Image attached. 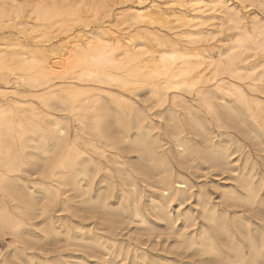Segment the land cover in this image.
I'll return each instance as SVG.
<instances>
[{
  "label": "bare ground",
  "instance_id": "6f19581e",
  "mask_svg": "<svg viewBox=\"0 0 264 264\" xmlns=\"http://www.w3.org/2000/svg\"><path fill=\"white\" fill-rule=\"evenodd\" d=\"M116 1L135 34L69 28L81 14L74 2L88 0H36L28 16L40 32L8 53L25 77L9 84L0 56V238L10 236L0 264H264V0ZM172 14L193 28L191 49L153 27H169ZM26 87L49 94L52 115L38 114ZM237 134L258 147L242 166L232 157L241 145H228ZM175 164L192 174L206 164L216 199L205 182L193 192ZM53 205L65 215L49 214L40 239L63 241L61 252L28 253L25 226ZM162 237L174 260L144 247Z\"/></svg>",
  "mask_w": 264,
  "mask_h": 264
},
{
  "label": "rangeland",
  "instance_id": "374dc122",
  "mask_svg": "<svg viewBox=\"0 0 264 264\" xmlns=\"http://www.w3.org/2000/svg\"><path fill=\"white\" fill-rule=\"evenodd\" d=\"M144 1L149 2L150 0H144ZM158 1H161V0H158ZM35 3H36V0H0V56L5 55L7 58L6 63H5L4 68H3L4 69L3 71H4V74H8V78L10 79L9 84L18 81L20 78H24L26 75V72L18 66L20 64V60H21L19 54H16L15 56H10L8 53L11 52L12 50H13L12 52H15V53L21 52L24 49V41L26 39L30 38L31 36H33L34 34L40 32L39 26L35 25L36 21L33 20L32 16H28L29 12L32 11V8L34 7ZM91 3L88 0V2L85 3V6H84V4L77 6V3L74 2L73 8L78 10L81 14H80V16L78 15V20L77 19L74 20L72 18L69 19V17L66 18V20H65V21H67L66 25L72 29H78V27L83 28L85 26H88V28L89 27L94 28L96 26H106V27L108 26L107 28H109L110 31L114 35L122 34L123 36L133 35L132 33L135 34L136 31L140 30L134 25L135 23L133 22V18H134L133 15L130 14V12H128V11H121L120 7L122 6V4H118L116 0H115V2H114V0H95L92 4ZM99 3H101V4L98 5ZM174 5L176 7V13L179 15L181 14V12H179L180 9H183L187 6V4H184L183 6L180 4H174ZM89 6L92 8H90ZM177 14L176 15L172 14V15L167 16V19L172 22V23L169 22V27H160V25H158V24H154L153 27H157V28L159 27L160 34H162V35L174 36L176 33L177 35L182 37V40H184V41H182V42H184V46L188 47V49L189 48L191 49V46L188 45L187 41H185V38H186L185 36L188 34V33H186V30L187 29H193V28L192 27L188 28V26H186V25H180V21L175 20V16H177ZM148 19L149 18H145L144 20H148ZM157 19H158L157 17H155V16L153 17V21L154 20L156 21ZM158 21H160V20H158ZM25 22H27V24ZM32 22H33V27L28 26V24H31ZM176 26H178V27H176ZM219 36L220 35H217L214 38H210L206 43H203L202 48L209 46V45L213 46V44H217L218 43L217 40H218ZM12 47H14V49H12ZM215 49L216 48H214L213 51ZM205 60H207V59H205ZM4 84H5L4 80L0 78V88ZM26 92L28 93V95L25 97V99H27V101L30 100L32 102V105H33L34 109L38 112V114H42L43 112L44 113L46 112L48 115L53 114V111L49 110V108L45 104V102L48 101L45 97L49 94L44 92L43 89H36V88L31 89L29 87H26ZM14 96L18 97L16 95H14ZM147 96H148V93H147ZM147 96H146V93L142 94V97H147ZM11 97H13V94L11 96H9V94L7 95V99L11 98ZM261 97H263V96L261 95ZM4 99H6V98H4ZM152 101H153V99H152ZM153 104H152L153 109L149 110V114L151 115V117L156 122H158V124H160L159 129L162 130L164 128L165 121L159 118L158 113H160L162 111L163 106L160 107L159 105L155 104L154 101H153ZM178 110L180 112H182L180 109H178ZM238 136L239 135L237 134V137ZM239 137H238L239 142H237L236 138H233V140L229 141L228 145H229V148L231 147L229 149V151L230 150L235 151L237 149V147H236L237 143H239V145H241L239 148V149H241V151L239 149L236 150L233 153L232 157L236 158L237 156H239L240 160L238 161V164L242 166L241 162L243 161V159L245 158V156L247 154H249L251 157H254V156L256 157V154H257L256 148L258 149V147L253 145V143L249 137H247V138H246V136H243V137L239 136ZM241 138H242V140H241ZM218 139H219L218 137H214V140H218ZM223 140H225V138H223ZM168 146L169 145L167 144L166 147H168ZM244 146H246L247 148L245 149ZM251 146H254V147H251ZM246 150H247V152H246ZM242 151H243V153H242ZM235 153H237V154H235ZM263 154H264V152H263ZM174 166H176L174 168L177 172L181 173L182 175L186 176L187 178H190L192 176L189 179V182L192 185V191L193 190H195V192H196V190L198 191V189H200L201 183L205 182L204 188L207 191L209 190V192L211 193L212 199H216L217 191L214 189V187L210 184V181H209L210 178L212 179V177L209 178L208 176H205V175L202 176L201 175V173L202 174L203 173H207V174L214 173L213 170H211V169L208 170L206 168L207 167L206 164H203V167L206 170L204 169V171H199L197 173L194 172L193 174L190 173L189 170H186V169L184 170V169L180 168L177 164H175ZM245 167L248 168L249 163H247L245 165ZM189 173L191 174V176ZM35 176H37V174H35ZM215 178L216 177H213V179H215ZM147 198H148V195L145 196L144 200H147ZM189 203H191L190 200L185 202L183 205H181L180 208L184 207L186 204L189 205ZM190 205L194 206L192 203ZM170 207H172L171 210L175 214V211L177 209L175 204L172 203V205ZM185 207L182 208V210L185 209ZM59 209L60 208L58 207V205H55V206L53 205V208H51L49 213L41 214L42 216L39 213H37L38 215L35 214L33 217V220L31 219V221L28 222V224L25 226V227L29 228L28 232L31 234L32 239L35 238L34 239L35 243H34L33 247L30 248L29 250H27V252L29 251L28 253H31L30 252L31 250H32V253H34V254L39 253L40 255H42L43 252H45L44 255H46L48 252H50V254L48 253L49 255H47V256H52L56 252H59V251L61 252V248L59 250L58 249L56 250V247L58 245H62L63 241H61L62 243L60 241L58 243H54V241L56 239L53 235H50L48 237V239H43V240L40 239V236H41L40 233H41L42 225L44 223H46V221H47L46 219H48L47 216L49 217V214L53 215L54 217H61V216L65 215V214H63L65 212L64 211L62 212ZM36 217H38L39 219ZM34 218H36V220H34ZM38 224H40V225L38 226ZM176 224L178 225V227H180L182 225V220L181 219L177 220ZM132 226H133V224H131V227ZM5 231L7 232V230H5ZM172 237H171V239H167V241L162 240V239H164V237L159 238V239L155 238V240L153 239V240L147 242L144 247L147 248L148 250L150 249L152 254L159 255L160 257H165V255H166L171 260H174L175 259L174 254L166 253V251L168 250L167 243H170L172 241ZM9 240H10V236L8 234H3L0 238V250H1L2 256H5L7 253V244H8ZM45 240H48V241H45ZM41 242H43V243L41 244ZM45 244H47L48 246H45ZM43 245H44V247H43ZM150 246H151V248H149ZM52 247H53V249H52ZM48 248L51 250H49ZM73 248L74 247H68V250H66V253H71V250ZM165 249H166V251H165ZM47 250H48V252H47ZM62 250H63V248H62ZM76 252H74V255H79V253H76ZM169 254H170V256H169ZM74 261L78 262V259H74ZM79 262H81V261H79Z\"/></svg>",
  "mask_w": 264,
  "mask_h": 264
},
{
  "label": "snow or ice",
  "instance_id": "6c2138e0",
  "mask_svg": "<svg viewBox=\"0 0 264 264\" xmlns=\"http://www.w3.org/2000/svg\"><path fill=\"white\" fill-rule=\"evenodd\" d=\"M262 7H264V5H262ZM260 211L264 212V208H261ZM262 251H264V249H262Z\"/></svg>",
  "mask_w": 264,
  "mask_h": 264
}]
</instances>
